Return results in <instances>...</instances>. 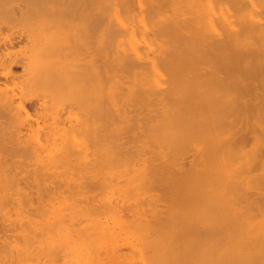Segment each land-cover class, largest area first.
Masks as SVG:
<instances>
[{
	"label": "bare ground",
	"instance_id": "obj_1",
	"mask_svg": "<svg viewBox=\"0 0 264 264\" xmlns=\"http://www.w3.org/2000/svg\"><path fill=\"white\" fill-rule=\"evenodd\" d=\"M26 200L0 222L33 264H264V0H0V204Z\"/></svg>",
	"mask_w": 264,
	"mask_h": 264
},
{
	"label": "rangeland",
	"instance_id": "obj_2",
	"mask_svg": "<svg viewBox=\"0 0 264 264\" xmlns=\"http://www.w3.org/2000/svg\"><path fill=\"white\" fill-rule=\"evenodd\" d=\"M27 196H28V197H27ZM27 196H25L26 198H25V197H23V198H25V199L29 198V195H27ZM30 196H31V195H30ZM33 196H34V195H33ZM34 197H35V196H34ZM34 197H33V198H34ZM92 197H93V196H92ZM21 198H22V197H20V200H21ZM44 198H45V197H44ZM93 198H95V197H93ZM97 198H98V197H97ZM25 199H23V200H25ZM29 199L32 200V198H29ZM36 199H37V198H36ZM36 199H35V200H36ZM37 200H38V199H37ZM43 200H44V199H43ZM92 200H93V199H92ZM27 201H29V200H26L24 204H22V201H20L21 203H18L19 201H15V202H11V201L8 202V201H7V204H5V203H4L5 201H4V202L2 203V204H4V205H1V204H0L1 206H3L2 208L0 207V209H2V211H3V210H6V212L3 211V214H4V212H5L6 215H2V216H1V217H4L6 221H5L4 219H3L4 221H3V220H0V221L5 222V223H6V226H7V228H8L7 223H8L9 225H10V223H11V219L9 220L8 217H11V216L14 214V213H13L14 208L17 209L18 207H19V208L21 207L22 209H21V208H20V209L18 208V210H23V208L25 209V208H30V207H31V206H29L28 204H32V203H34V201H32L31 203H29V202H27ZM95 201H96V200H95ZM16 202H17L18 204H17ZM26 202L28 203L27 205H26ZM35 202H37V201H35ZM45 202H46V201L44 200L43 205L46 204ZM92 202H93V201H92ZM0 203H1V202H0ZM41 203H42V202H40V204H41ZM93 203H94V202H93ZM13 204H14V206H13ZM16 204H17V205H16ZM19 204H22V205H25V206L23 207L22 205H19ZM38 204H39V203H38ZM40 204H39V205H40ZM9 205H10V207H8ZM11 205H12V206H11ZM17 206H18V207H17ZM27 206H28V207H27ZM34 206H35V204H34ZM34 206H33V207H34ZM37 206H38V205H37ZM37 206H36V207H37ZM46 206L48 207L49 205L46 204ZM46 206H45V207H46ZM6 207H7V208H6ZM45 207L43 206V208H45ZM47 207H46V208H47ZM5 208H6V209H5ZM9 208H10V209H9ZM40 208H41V206H40ZM31 209H32V207H31ZM33 209H35V208H33ZM33 209H32V210L29 209V210H30V213H28V214H30L31 217H33V214H31V213H32L31 211H34ZM36 209H37V208H36ZM41 209H42V208H41ZM11 210H12V212H10ZM2 211L0 210V212H2ZM23 211H24V210H23ZM36 211H38V213H39L40 210L37 209ZM36 211H34V212H36ZM24 212L27 213V212H29V211L25 210ZM34 212H33V213H34ZM45 212H46V211H45ZM45 212H44V213H45ZM10 213H11V214H10ZM40 213H41V212H40ZM35 214H36V213H35ZM42 214H43V213H42ZM0 215H1V214H0ZM37 215H38V214H37ZM37 215H35V217H37ZM5 216H7V217H5ZM13 216H14V215H13ZM1 217H0V219H2ZM35 217H33V218H35ZM7 218H8V219H7ZM13 220H15V216H14ZM8 221H10V223H9ZM3 222H0V223H2V226H1V224H0V226H1L0 228L3 229V230H2V229H0V230H2V232L4 231L3 233L0 232V237H5V234H6V232H7V231H6V228H5V224H3ZM14 222H16V221H14ZM12 224H14V225H12L13 228H12L11 231H8V232H11L12 234H13V232H14V234H15L16 232H18V231L21 232V230H18V229L15 230V228H14V227H16L15 223H12ZM3 225H4V226H3ZM12 226H11V227H12ZM9 227H10V226H9ZM16 228H17V227H16ZM7 230H9V228H8ZM20 232H18L17 234H20L21 239H22L24 236H22L23 234L20 233ZM12 234H9V235H7V236H8V237L10 236V238L12 239V237H13V236H11ZM14 234H13V235H14ZM27 234H28V233H27ZM2 235H4V236H2ZM7 236L5 237L6 240L9 239ZM17 236L19 237V235H17ZM15 238H16V240H15ZM19 238H20V237H19ZM21 239H20V240H21ZM27 239H28V238H27ZM0 240H1V238H0ZM3 240H4V238H3ZM3 240L0 241V244L2 243V244L4 245V243L6 242L5 244H6V245H9V243L7 244V241H4V243H3ZM17 240H18V239H17L16 234H15V237H13L12 240L8 241V242H10V246H9V247H12V251H11V252H13V254H14V255L11 254V252L9 253V254H10V256H9L10 258H11L12 255H13L14 257L12 256V261H11V263H8V262H10V260H9V261L7 262L8 264H13L12 262L14 261V259H15L14 264H19V263H20V260L22 261V258H21V257H23V256L27 257L26 255H28V252L31 251V249H29V248H31V246L29 247V245L31 244V242L28 241V242H26V244H27L29 250H27L26 248L23 247V248H24V252L26 253L25 250H27V253H26V255H25V253L23 252L24 255H23V256H20V255H22V251H21V250H22L23 248H22V249H19V248H21L22 246L19 245V241H18V242H15V241H17ZM28 240H29V239H28ZM12 241H13V242H12ZM23 241H24V238H23ZM26 241H27V240H26ZM24 242H25V241H24ZM24 242L21 241L20 244H23V245L26 247V245L24 244ZM17 243H18V244H17ZM28 243H29V245H28ZM2 244H1L0 246H1L2 248H4V246H3ZM11 244H12V245H11ZM32 244H34L32 248L37 249V251H38V249H39V250H42L43 253L40 251V252L42 253V255H44V254H45V256L48 255L47 252L45 253V251H44L45 249H40L39 247H38V248H35V247H36L35 243H32ZM32 244H31V245H32ZM18 245H19V248H17ZM13 246H15V247H13ZM1 247H0V248H1ZM9 247H7V248H9ZM2 248H1V250H0L1 252H3V250H4V249L2 250ZM15 248H16V249H15ZM5 249H6V247H5ZM9 249H10V248H9ZM17 249L21 252L19 256H18L19 251H18ZM34 249H33L32 251H34ZM52 249H53L52 251H55L54 248H52ZM56 249H57V248H56ZM10 250H11V249H10ZM14 251H15V253H16V251L18 252V253H17V256H16V254L14 253ZM37 251H35V253H37L36 255H37V256H39V255L41 256V253H40V252L38 253ZM58 251H59V249H58L56 252H58ZM4 252H5V251H4ZM4 252H3V253H0V254L2 255L0 258L3 257V261L0 260V264H7L6 262L4 263V260H5V259H9L8 256H6L8 253L6 252V255H5ZM50 252H51V251H50ZM35 253H32V252H31V253H29V254L32 255V256H34L35 258H37L36 255H35ZM48 253H49V252H48ZM52 253H53V252H51L50 254L52 255ZM60 253H61V252H58L57 254L60 255ZM38 254H39V255H38ZM50 254H49L48 257H50ZM55 254H56V253H55ZM57 254H56V255H57ZM3 255L6 256V257L4 258ZM59 255H58V256H59ZM53 256L55 257L54 254H53ZM53 256H52V258H54ZM58 256H56V257H58ZM19 257H20V258H19ZM25 257H23V260L25 259ZM42 257H43V256H42ZM42 257H40V258H42ZM48 257L45 258L46 260H45L44 263H42V264H46V262L48 261ZM28 258H31V256H30V257L28 256ZM28 258H26L24 261H22L21 264H23V263H24V264H25V263H28V264H29L33 257H32L31 259H28ZM40 258H39L38 261L36 260V262H39V264H41V263H40V260H42V259H40ZM52 258H51L50 261L53 260V262H54V261L56 260V258H54V259H52ZM17 259H20V260H17ZM33 259H34V258H33ZM37 259H38V258H37ZM49 259H50V258H49ZM26 260H27V261H26ZM29 260H30V261H29ZM43 260H44V259H43ZM57 260L59 261V259H57ZM1 261H2L3 263H1ZM5 261H6V260H5ZM16 261H17L18 263H15ZM28 261H29V262H28ZM32 261H33V260H32ZM50 261H49V262H50ZM58 261H57V262H58ZM36 262H34V263H35V264H38V263H36ZM57 262L55 261V263H57ZM50 263H51V262H50ZM50 263H48V264H50ZM60 263H61V262H59V264H60ZM30 264H33V263H30ZM53 264H54V263H53Z\"/></svg>",
	"mask_w": 264,
	"mask_h": 264
}]
</instances>
